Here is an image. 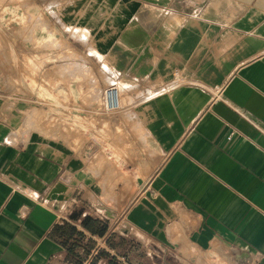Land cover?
<instances>
[{
    "label": "crops",
    "instance_id": "0c3cea01",
    "mask_svg": "<svg viewBox=\"0 0 264 264\" xmlns=\"http://www.w3.org/2000/svg\"><path fill=\"white\" fill-rule=\"evenodd\" d=\"M29 1L80 66L39 57L55 102L18 93L0 54V264L121 260L118 230L179 264H264V0ZM113 85L132 102L107 116L137 156L115 194L43 115L97 118L87 92Z\"/></svg>",
    "mask_w": 264,
    "mask_h": 264
},
{
    "label": "rangeland",
    "instance_id": "374dc122",
    "mask_svg": "<svg viewBox=\"0 0 264 264\" xmlns=\"http://www.w3.org/2000/svg\"><path fill=\"white\" fill-rule=\"evenodd\" d=\"M47 21L46 15L31 9L29 0H0V54L7 57L9 51L12 53V66L15 71L6 76L8 82L20 94H24L27 89L30 93L42 97V93L45 92V97L53 98L56 102L55 97L46 95V90L42 91L40 72L43 63L39 57L42 53L52 54L49 55V59H45V64L47 62L54 66L65 64L67 68H70V71H72V67L80 65L74 64L73 61L77 57L67 48L65 40L57 30L48 26ZM5 60L4 58L2 61ZM83 65L85 64L83 63ZM111 84L115 83L112 81ZM121 91L123 93L122 104L132 102V98L122 89ZM87 94H90L93 102L97 104V118L90 120L83 116H76L74 108L70 105L50 107L43 115L50 119L52 117L54 121L47 122V127L49 129L57 128L64 133L65 138L82 153L87 166L96 173L97 180L102 185L106 184V180L113 181L112 187L115 194L116 188L117 190L121 189V180L130 178L129 168L137 156L126 152L122 154L121 148L122 146L127 148L128 141L124 140L120 125L112 122L114 117H108L103 112L101 92L90 90V93L87 92ZM68 98V92L65 91V101ZM126 98L128 99L126 100ZM79 109L83 111V108ZM58 115L62 117L59 124L55 121ZM109 184L110 182H107L106 186ZM128 205L130 204H126L123 210L118 212L120 214L124 212ZM95 212L101 216L105 215L104 211ZM120 221L121 219L118 218L112 220L111 223L116 228ZM92 242L91 244H94ZM109 246L117 249L115 254L121 260L109 256L115 261H108V264H179L172 259L168 252H160L152 242L144 237L133 235L129 241H124L119 235V230L111 238ZM98 256L100 257H96L98 260H95L93 264H102V259L105 261L110 259L103 252H100Z\"/></svg>",
    "mask_w": 264,
    "mask_h": 264
},
{
    "label": "built area",
    "instance_id": "2783aa9c",
    "mask_svg": "<svg viewBox=\"0 0 264 264\" xmlns=\"http://www.w3.org/2000/svg\"><path fill=\"white\" fill-rule=\"evenodd\" d=\"M103 112L106 115L117 113L122 108V97L121 91L118 86L113 85L108 88L102 99ZM234 135V132H231L228 136V139H231Z\"/></svg>",
    "mask_w": 264,
    "mask_h": 264
},
{
    "label": "trees",
    "instance_id": "16d2710c",
    "mask_svg": "<svg viewBox=\"0 0 264 264\" xmlns=\"http://www.w3.org/2000/svg\"><path fill=\"white\" fill-rule=\"evenodd\" d=\"M82 225L84 228H86L87 230H89L90 232H96V228L99 227V223L97 221H94L91 218H86L83 222ZM97 233V232H96Z\"/></svg>",
    "mask_w": 264,
    "mask_h": 264
}]
</instances>
